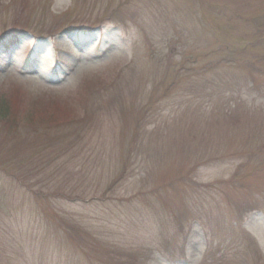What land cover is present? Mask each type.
<instances>
[{
  "label": "rangeland",
  "instance_id": "1",
  "mask_svg": "<svg viewBox=\"0 0 264 264\" xmlns=\"http://www.w3.org/2000/svg\"><path fill=\"white\" fill-rule=\"evenodd\" d=\"M0 43L79 111L0 127V264H264V0H0Z\"/></svg>",
  "mask_w": 264,
  "mask_h": 264
},
{
  "label": "trees",
  "instance_id": "2",
  "mask_svg": "<svg viewBox=\"0 0 264 264\" xmlns=\"http://www.w3.org/2000/svg\"><path fill=\"white\" fill-rule=\"evenodd\" d=\"M11 41H9L10 43ZM12 45V44H9ZM8 45V46H9ZM4 45L0 43V47H3ZM4 48V47H3ZM25 97H22L19 93L17 92H12L10 95L5 94L0 97V127H14V128H32L36 127L35 130L42 129L43 127H47L48 125H56V124H67L71 123L76 120V118L79 115V111L76 110V107H72L71 105L69 106H62L59 107L63 111V115L59 117H53L52 116H42L39 109L36 107L37 102H33V105L31 109L25 110ZM22 105V106H21ZM22 108L23 114L20 112V109ZM36 108V110H35ZM82 115H80L81 117ZM72 124V123H71ZM44 160V159H42ZM43 167V164L41 163L39 166H37V169ZM0 171L3 173L7 174L8 176H13V173L11 170L8 169V166H2L0 165ZM24 186L27 187V184L25 182H21ZM33 198L35 201H46V195H41L38 192H33ZM39 220L43 221L46 219V221H54L55 219L49 215L39 216ZM63 235L70 239L69 230H62ZM39 236H36L35 239L37 240ZM48 237L46 241H48Z\"/></svg>",
  "mask_w": 264,
  "mask_h": 264
}]
</instances>
